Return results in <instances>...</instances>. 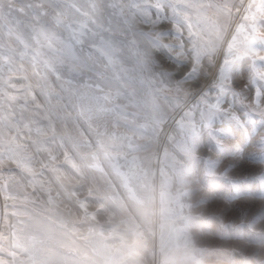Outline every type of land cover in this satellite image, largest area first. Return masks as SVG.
Instances as JSON below:
<instances>
[{
  "label": "rangeland",
  "instance_id": "rangeland-1",
  "mask_svg": "<svg viewBox=\"0 0 264 264\" xmlns=\"http://www.w3.org/2000/svg\"><path fill=\"white\" fill-rule=\"evenodd\" d=\"M256 1L0 0V264H82L146 190L213 264L255 263L176 145Z\"/></svg>",
  "mask_w": 264,
  "mask_h": 264
},
{
  "label": "crops",
  "instance_id": "crops-1",
  "mask_svg": "<svg viewBox=\"0 0 264 264\" xmlns=\"http://www.w3.org/2000/svg\"><path fill=\"white\" fill-rule=\"evenodd\" d=\"M256 2L218 71H211L215 58L206 63L203 118L183 121L176 148L188 174L220 194L226 215L235 209L225 230L252 240L254 264H264V0Z\"/></svg>",
  "mask_w": 264,
  "mask_h": 264
},
{
  "label": "clouds",
  "instance_id": "clouds-1",
  "mask_svg": "<svg viewBox=\"0 0 264 264\" xmlns=\"http://www.w3.org/2000/svg\"><path fill=\"white\" fill-rule=\"evenodd\" d=\"M259 167L264 171V160ZM130 201L128 213L110 215L100 230L85 237L90 243L82 264H213L191 230L195 227L191 212L184 217L185 227L176 230L169 227L173 214L169 201L162 205L147 190Z\"/></svg>",
  "mask_w": 264,
  "mask_h": 264
},
{
  "label": "snow or ice",
  "instance_id": "snow-or-ice-1",
  "mask_svg": "<svg viewBox=\"0 0 264 264\" xmlns=\"http://www.w3.org/2000/svg\"><path fill=\"white\" fill-rule=\"evenodd\" d=\"M159 10H160V9H159V7H158V11H159ZM160 35H161V38H162L163 34L161 33ZM154 43L159 44V43H160L159 39L156 40ZM160 46H161V47H164L163 45H160ZM261 147L264 148V145H262ZM249 227H251V225H249Z\"/></svg>",
  "mask_w": 264,
  "mask_h": 264
},
{
  "label": "water",
  "instance_id": "water-1",
  "mask_svg": "<svg viewBox=\"0 0 264 264\" xmlns=\"http://www.w3.org/2000/svg\"><path fill=\"white\" fill-rule=\"evenodd\" d=\"M204 88H205V87H204ZM201 93H202V91H201L199 94H201ZM189 105H190V104H189ZM189 105H188V106H189Z\"/></svg>",
  "mask_w": 264,
  "mask_h": 264
}]
</instances>
